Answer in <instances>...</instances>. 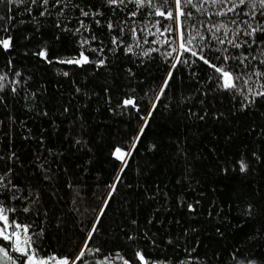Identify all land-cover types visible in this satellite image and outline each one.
I'll use <instances>...</instances> for the list:
<instances>
[{"label":"trees","instance_id":"1","mask_svg":"<svg viewBox=\"0 0 264 264\" xmlns=\"http://www.w3.org/2000/svg\"><path fill=\"white\" fill-rule=\"evenodd\" d=\"M150 12L135 0H0V41L10 42L0 43V207L28 227L37 257L264 264V97L222 89L189 53L169 56L177 25ZM239 20L264 24L259 13ZM252 39L251 49L211 48L260 59L264 34L237 42ZM204 54L245 71L220 52ZM82 55L88 63L64 62ZM261 83L253 76L244 87Z\"/></svg>","mask_w":264,"mask_h":264},{"label":"snow or ice","instance_id":"2","mask_svg":"<svg viewBox=\"0 0 264 264\" xmlns=\"http://www.w3.org/2000/svg\"><path fill=\"white\" fill-rule=\"evenodd\" d=\"M15 2L24 3L25 0H15ZM60 0H57L59 3ZM110 5H121L125 3V0H107ZM32 3H36V0H32ZM43 3L48 4V0H43ZM135 3L141 7L145 5L155 8V12H150V15H157L164 17L166 20H171L173 24L177 25L178 37L173 39L179 40L178 47H173L169 56H172L173 52H178L181 56L184 53H189L190 56L198 57L199 60L203 61L205 64H208L214 71L218 74L217 79L220 81L219 87L225 90H232L234 93L238 92L247 99L248 95L252 97H264V83H261L259 87L261 91H256L252 87L245 88L244 85H247L253 76L258 79L264 77V70H260V66L264 65V48H258L260 59H257V56L251 55L245 56L241 53L239 56L235 55H224L227 52V48L216 47L215 49L211 48L212 41H215L216 45L223 46L225 44L231 45L234 49H240L247 46L251 49L253 44H256V39H252L251 43L247 40L237 42L240 39L241 35L248 37H255L257 33L264 34V24H261L260 21H256L255 26L250 23V20H239L241 16H248L251 20H255L257 13L264 18V0H159L160 7H156L153 3V0H135ZM173 7L176 10V15H173ZM161 9H167L163 11ZM187 9V11H185ZM197 13L200 19L193 15ZM229 13L232 15L229 16ZM44 13L42 12L41 15ZM83 16H88V12H83ZM135 15V13H132ZM212 16L224 17L232 25H236L235 29H231L228 26V23L224 22H212L210 19H204V17L210 18ZM159 23V21L157 22ZM211 24V27L208 25ZM240 25H244L242 30ZM111 27V25H109ZM201 29H205L208 35L202 34ZM130 31H132L130 29ZM172 31L171 26L165 27L164 32ZM231 32L232 38L228 39V35ZM195 33V34H193ZM163 35V33H161ZM197 41V43H193ZM115 42V41H114ZM147 42V41H146ZM3 44L4 48H8L10 42L8 40L0 41ZM87 43V41H85ZM163 43L169 44L170 41L166 38ZM261 43H264L262 41ZM129 52L132 51L130 46H126ZM208 48L209 50H215L220 52L223 56V60L227 63L229 60L233 62H239L245 71L237 72L235 75L232 71L225 70L223 64L217 66L216 64L211 63L205 56L204 50ZM153 51H159V49H153ZM42 56L47 58V53L42 51L40 53ZM144 55H148V52H145ZM176 60V64H187L188 59H180L179 57H173ZM217 60L221 59V56L216 57ZM247 61V63H245ZM252 61H257L256 64H253ZM66 63H75V64H85L88 63V57L83 56L81 59L68 60L64 61ZM102 64L103 61H100ZM176 64L172 65L173 68L176 67ZM252 71H246L248 68ZM247 76V79L244 77ZM3 79V77H0ZM172 79V72L170 70L168 77H166L164 84L161 86V95H163V90L168 87V81ZM242 82V83H241ZM2 87V85H0ZM249 103L254 101L249 100ZM125 105L134 104L135 102L131 99L124 101ZM245 107L247 105H244ZM119 151V150H117ZM122 158V157H121ZM243 170V168H242ZM2 179V178H0ZM113 186V190H114ZM27 211V209H25ZM0 221L4 222V226L0 227V238L12 242L8 250L0 247V253H2L3 258L6 259L9 264H15L12 256L9 255V251H15L20 253L22 256H25L27 259L24 261V264H69L67 258L57 259L56 257H49L47 259L41 258L37 259L35 255V250L31 249L30 238L21 240V231L23 233L28 232L27 226H21L20 224L12 222L10 225L8 223V216L4 214V209L0 208ZM9 227H14V231L9 233L7 229ZM93 232L95 227H93ZM91 238V237H89ZM99 252V249L96 250ZM84 256V252L81 251L76 257L79 260ZM140 260H144L143 255H139ZM74 264V262H73ZM103 264V262H101ZM127 264V262H125Z\"/></svg>","mask_w":264,"mask_h":264},{"label":"rangeland","instance_id":"3","mask_svg":"<svg viewBox=\"0 0 264 264\" xmlns=\"http://www.w3.org/2000/svg\"><path fill=\"white\" fill-rule=\"evenodd\" d=\"M118 155L125 158L126 157V154H124L123 152H118ZM1 208V207H0ZM5 214V213H4ZM6 215V214H5ZM8 223L11 225L12 223L8 220ZM17 224H20L22 227L23 226H26L24 224H21V223H17ZM4 226V222L3 221H0V227H3ZM14 227H9L7 229V231L9 233H11L12 231H14ZM26 238H29V235H28V232L27 233H23L21 231V240H24ZM12 242L10 241H7V240H3L2 238H0V247L4 248L5 250H8L9 249V246ZM30 247L31 249H33V246H32V243H30ZM34 250V249H33ZM9 255L12 256L13 260L15 261V264H24V261L27 259L25 256H22L20 253L18 252H15V251H9ZM37 259H41V258H44V259H47L49 257H37ZM58 260L59 259H63V258H57ZM100 262H103L104 264H111L109 261H107L106 258H103V259H98ZM73 261H69V264H72ZM0 264H9V262L6 261L5 258H3L2 256V253H0Z\"/></svg>","mask_w":264,"mask_h":264},{"label":"water","instance_id":"4","mask_svg":"<svg viewBox=\"0 0 264 264\" xmlns=\"http://www.w3.org/2000/svg\"><path fill=\"white\" fill-rule=\"evenodd\" d=\"M82 58V57H81Z\"/></svg>","mask_w":264,"mask_h":264}]
</instances>
